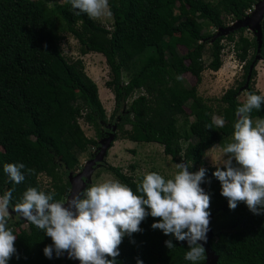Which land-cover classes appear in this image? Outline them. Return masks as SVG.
Masks as SVG:
<instances>
[{
    "label": "trees",
    "instance_id": "1",
    "mask_svg": "<svg viewBox=\"0 0 264 264\" xmlns=\"http://www.w3.org/2000/svg\"><path fill=\"white\" fill-rule=\"evenodd\" d=\"M258 1L108 0L113 16L108 29L86 13L74 14L78 10L72 8L71 0L51 6L41 1L0 0V196L12 192L9 210L14 212L12 206L22 201L29 187L40 191V173L51 180L52 189L46 193H55L54 201L62 202L71 188L64 175L79 169L81 153L99 145L79 124L83 119L100 129L104 108L99 87L81 58L68 60L63 54L60 41L70 33L82 55L93 51L104 56L105 86L115 103L111 118L118 134L114 133V141L159 143L173 161L190 164V172L206 169L201 187L210 195L213 236L208 245L218 257L216 264H264V213L254 214L244 202L230 209L221 194V182L213 175L216 166H205L203 160L205 150L235 142L240 92L261 95L254 85L257 55L264 61V17L259 52L256 37L246 36L245 28L216 36L217 29L243 19ZM209 27L216 31L210 32ZM223 39L233 43L243 74L218 99L214 111L196 85H185L183 75L190 73L199 82L204 70L218 71ZM208 43L210 59L205 63L202 55ZM178 45L186 52L169 55ZM129 67L132 72L124 82L122 71ZM186 102L193 117L189 132L198 146L184 150L176 117L185 112ZM125 103V112L117 115ZM215 112L224 119L223 128L212 124ZM250 118L264 119V104L260 110L253 109ZM6 163L25 165L22 183L10 181L3 170ZM107 169L134 192L145 177L137 181L118 167ZM158 219L149 215L141 222L142 231L124 236L116 264H193L184 258L189 250L186 240L152 228ZM24 223L27 229L20 228ZM15 226L17 232L7 225L17 236L16 253L8 264H75L64 256L66 252L57 257L54 247L52 258L45 256L44 248L53 241L29 221L18 219ZM169 239L175 244L172 249L165 244ZM204 262L205 255L197 264Z\"/></svg>",
    "mask_w": 264,
    "mask_h": 264
},
{
    "label": "clouds",
    "instance_id": "2",
    "mask_svg": "<svg viewBox=\"0 0 264 264\" xmlns=\"http://www.w3.org/2000/svg\"><path fill=\"white\" fill-rule=\"evenodd\" d=\"M71 4L78 10L76 15L83 12L91 19L111 15L108 0H71ZM262 104L264 95L248 96L237 108L235 142L223 149L219 159L212 158L216 165L213 175L221 182V194L228 199L229 208L234 210L244 202L257 215L264 213V119L253 126L250 113L260 110ZM212 124L223 128L225 121L213 116ZM177 166L181 170L172 179L165 180L156 172L146 174L137 192L118 180L93 185L74 196L68 207L54 201L55 193L29 187L12 210L51 237L53 244L44 248L49 259L54 247L57 257L67 252L80 264H116L124 236L142 231L141 222L151 215L159 218L153 229L187 241L189 250L184 258L197 264L204 259L201 241L207 242L210 224V195L201 187L206 169L190 172V164ZM24 168L23 163H6L3 170L10 181L20 184L25 180ZM11 200V191L0 196V264H8L16 253L17 236L7 227ZM165 244L168 249L175 247L171 239Z\"/></svg>",
    "mask_w": 264,
    "mask_h": 264
},
{
    "label": "rangeland",
    "instance_id": "3",
    "mask_svg": "<svg viewBox=\"0 0 264 264\" xmlns=\"http://www.w3.org/2000/svg\"><path fill=\"white\" fill-rule=\"evenodd\" d=\"M32 1H41L49 6L64 3L65 0H32ZM255 9V6L248 11L247 14H250ZM179 6L174 10V13H178ZM100 25L111 29L113 24V16H103L100 19H94ZM229 25V23H227ZM210 32L216 31L214 27H209ZM246 36L252 38L255 36V33L245 28L243 32ZM224 48L222 50V66L218 71L204 70L201 75L199 82L196 81V78L190 73H185L183 75L184 83L187 87L196 85L197 92L202 96L211 106H213L214 111L218 107V99L222 94L231 87L235 85L236 81L242 79L243 68L242 63L238 61L235 56V51L233 48V43L226 39H223ZM60 47L63 54L68 60H74L76 58H81L83 61L84 69L87 74L93 78L99 87V96L102 101L104 108L103 118L99 121L100 129L97 130L95 126L88 124L83 119L79 120V124L86 134L90 138H94L98 141V146H90L86 151L81 153L79 157V169L76 171L67 172L64 175L65 179L69 180V175L71 177H76V175L81 172L87 162L91 161L96 157L100 151V142H105L107 136L110 132L118 134V130L113 125V119L111 114L115 108L114 97L110 89L105 86V82L108 79V67L106 66L104 56L100 53L90 51L87 54L82 55L80 51V44L78 41L70 34L66 33L60 41ZM186 49L178 45L175 48L169 50L168 54H184ZM203 60L207 63L210 59V43L205 46L203 52ZM256 77L254 87L260 92L261 95H264V61L258 59V62L255 66ZM132 72V69L125 68L122 71V80L125 82L129 78V74ZM248 96L246 91L242 90L238 95V100L242 105L246 102ZM127 108V103L123 104L122 108L117 115L125 112ZM185 112L176 117V126L178 131L182 135L181 146L185 150L189 147H197V139L190 134L189 124L193 120V117L189 114V102L185 104ZM214 116L219 117L215 112ZM253 124H255L254 119ZM105 130V132H104ZM232 143V142H230ZM225 147L216 145L213 148L204 151V165L216 166L214 165L213 159H219L223 154V149ZM207 155V156H206ZM182 163L173 161V159L165 155L163 152V147L159 143L155 142H137L129 139H121L111 143V146L107 148L105 154L102 157V160L96 163L94 168L91 171L88 182L86 183L82 193L90 188L93 185L101 184L109 180H118L113 172L107 169L108 166H114L121 169L124 174L130 175L133 179L140 181L141 176H145L148 173L156 172L161 174L165 180L174 178L181 169L178 168L177 164ZM38 181L40 184V191L46 193L47 189H52L51 180L44 173L38 175ZM119 181V180H118ZM67 196L64 197L62 202H66ZM18 218L14 212L9 210L8 213V226L13 229L15 232L18 231L15 224ZM22 229H27V224L24 223L20 226Z\"/></svg>",
    "mask_w": 264,
    "mask_h": 264
},
{
    "label": "water",
    "instance_id": "4",
    "mask_svg": "<svg viewBox=\"0 0 264 264\" xmlns=\"http://www.w3.org/2000/svg\"><path fill=\"white\" fill-rule=\"evenodd\" d=\"M255 9L253 12L250 14H246L245 17L241 20H238L236 22L231 23L229 26L226 28H219L217 29V34L218 35H227L229 32L235 31L239 28H248L252 30L255 33L256 41L258 44L257 51H260L261 43H262V30H261V21L264 17V0H259L255 5ZM260 58L259 55H257V60ZM115 127V126H114ZM114 141V133L110 132L109 136H107V139L105 142H100V151L96 155L94 159L91 161L87 162L85 164L84 168L79 172L76 177H71L69 175V182L71 184L70 191L67 195L65 206L68 207L69 204L68 202L71 201V199L78 195L81 194L86 183L88 182V178L90 177L91 171L96 165L97 162L102 160L103 155L105 154L107 148L111 146V143ZM184 163V162H182ZM190 171V170H189ZM70 174V172L68 173ZM12 212V211H11ZM16 214V213H14ZM17 218L20 220H26L22 216L16 214ZM211 216L209 217V219ZM213 236V231L209 227V231L207 233V242L201 241V243H204L205 246V262L204 264H216L217 262V255L214 253V251L210 248L208 245L209 239ZM65 257L69 258L68 253L66 252L64 254ZM75 264H80V261L78 259H71Z\"/></svg>",
    "mask_w": 264,
    "mask_h": 264
},
{
    "label": "crops",
    "instance_id": "5",
    "mask_svg": "<svg viewBox=\"0 0 264 264\" xmlns=\"http://www.w3.org/2000/svg\"><path fill=\"white\" fill-rule=\"evenodd\" d=\"M100 97V96H99Z\"/></svg>",
    "mask_w": 264,
    "mask_h": 264
}]
</instances>
